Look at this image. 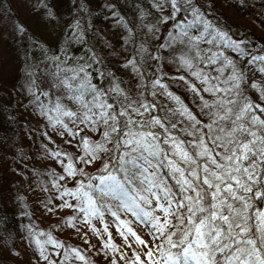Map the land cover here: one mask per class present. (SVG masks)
<instances>
[{
  "label": "trees",
  "instance_id": "1",
  "mask_svg": "<svg viewBox=\"0 0 264 264\" xmlns=\"http://www.w3.org/2000/svg\"><path fill=\"white\" fill-rule=\"evenodd\" d=\"M120 1L112 0L109 12L85 0H49L61 12L46 21L54 42L34 36L26 42L31 52L21 62H33L18 88L28 93L27 101L40 117L38 129L52 143L43 145L41 153L56 164L25 166L32 178L28 184L41 186L48 202L63 201L48 218H37L28 205L22 212H16V205L10 214L0 211V240L12 234L32 254L31 259L20 254L18 263L0 264H79L81 256L86 264H103L97 251L87 253L66 237L58 250L51 247L48 230L53 236L67 233L85 212L109 233L112 217L119 225L123 221L124 233H133L132 222L157 221L151 200L157 193L171 215V227L159 239L164 264H264L256 242V226L264 218V96L249 77L250 66H261L264 73V37L240 21L258 19L254 26L264 34L262 0H168L170 15L161 11L159 0L127 1L130 10ZM218 2L222 8H213ZM225 4L244 15L236 16L240 24L222 15ZM111 16L129 74L116 72V61L107 63L103 57L110 47L99 28ZM140 16H146L151 31L137 28ZM53 21L57 31L51 28ZM174 40L177 44L171 46ZM186 43L194 48L184 53ZM260 77L264 75L256 79ZM222 89H227L229 110L222 115L214 103L212 112L221 116L227 131L216 134L215 126L194 115L197 102L189 95L203 98ZM1 119L5 131L10 125ZM73 120L84 126L79 133L86 142L79 141ZM57 133H65L66 140L56 141ZM68 137H77V148L68 146ZM12 145L0 138L8 151ZM205 160L214 164L208 169L211 175L218 166L216 187L199 176ZM83 163L95 167L83 173ZM45 219L50 228L38 222ZM67 253H75L77 261Z\"/></svg>",
  "mask_w": 264,
  "mask_h": 264
},
{
  "label": "rangeland",
  "instance_id": "2",
  "mask_svg": "<svg viewBox=\"0 0 264 264\" xmlns=\"http://www.w3.org/2000/svg\"><path fill=\"white\" fill-rule=\"evenodd\" d=\"M39 1L43 2L44 6L40 2H36V0H0V116L3 118V122H8L10 125L7 126L4 131V125L2 123V119L0 118V138L8 139L9 142L11 141L13 144L11 151H8L4 146H0V211L8 212L12 209V206L16 205V212H22L24 207L28 205V211L33 212L37 218L38 216L48 218V216H54L51 214V211L56 209L55 207L63 200L60 198H54L48 202V195L46 191L41 188V186L37 187L28 184V181L32 180V178L25 166H55L56 164L52 158H46L41 153V147L43 145L51 147L52 143L48 141L38 129L37 124L40 122V117L37 114V111H34L28 103V93H24L23 90L18 88L19 83H21L23 71L28 66H31V63L33 62L32 60L25 63L21 62L25 54H30L31 52L30 49H26V42H30V37L34 36L41 38L47 43H53L54 38L47 25L50 24V22L46 23V21H48L50 17L52 19L54 17L59 18L58 16H61V12L58 13L49 0ZM85 1L95 9H102L105 7V9L109 8V12L112 10V0ZM127 1H129V5L131 3L130 0H121L120 2L123 6H126L124 7L126 10H130L128 9ZM159 1L161 11L170 15L171 12L166 4V2L169 1ZM198 1L201 2L202 0ZM262 4H264V0H262ZM44 7H47V11ZM212 7L215 9H218V7L222 8V4L218 2V5L212 4ZM223 7L225 8L226 13L221 11L222 15L228 18L230 17L233 22L235 21L240 24V22L236 21V16L243 17L244 15H240L237 8L232 6L225 4ZM210 10L214 11L212 8H210ZM63 12H66V10H63ZM163 13H159V15L162 16ZM230 13H234V15L231 16ZM232 17H234V19H232ZM242 20L243 19L240 20L241 25L252 29L256 36L264 37V34L260 31V29L254 26V21L257 23L258 19L254 20L253 18L251 23V20ZM57 25L56 21H53L51 28L57 31ZM137 26L138 29L145 28L146 31L152 30V26L148 25L146 16L144 18L141 16L139 17ZM8 27L10 28L9 30ZM99 33L104 35L103 38L107 46L110 47L109 53L107 55H103L104 59L107 63L111 62V64L112 60L116 61L114 67L116 72L129 74V65L126 64L123 59L125 49H122L123 47L120 45V39L118 37L116 26L112 22V16L109 17L99 28ZM176 44V40H174L171 46ZM182 47L184 53H187V50L191 51L194 48V46L188 45V43L182 45ZM171 62L173 63V60ZM245 70L246 69L243 66L240 68V71L243 74ZM249 70V77L252 78V82L256 85H260L258 87L264 96V78L260 77L259 79H256V77L264 75L262 67L250 66ZM26 72H30L28 68L26 69ZM222 72H225V70L216 69L217 74ZM135 79V77L132 78L133 83L129 81V84H133L131 90H134V86L136 85ZM240 79L241 76L238 75L237 81ZM212 92L208 94L209 96H205L203 98L199 97L197 99L196 96L189 95L197 102L195 109L196 111L198 110V113L195 111L196 114L194 115H197L199 120H204L205 125H209L211 127L215 126L216 131H214V133L218 134V131L226 133V125L222 123L221 116L216 115L213 117V115L216 111L222 115H226L228 112V99L224 98L227 94V89ZM251 92L253 93V91ZM188 94L190 93L188 92ZM208 101H211V103H208ZM214 103L218 105V107L216 111L212 112V105ZM199 107L201 109H199ZM70 125L77 133L84 130V126L81 123H75L74 120ZM82 135L84 137V134ZM53 136L56 141H58V138H61L62 140L60 143L66 140L65 133H62V135L57 133ZM83 140L86 142L87 138H83ZM67 142L69 143V147L77 148V137H68ZM83 147H86V145L83 144ZM202 156H204V154H202ZM85 163L82 164L83 173L90 171V169H94L95 164L94 166L93 163L85 166ZM198 164L199 163H196L195 166ZM212 165L214 164L205 160V162L197 170L201 171V174L199 175L201 178H206L210 183L214 182V185H218L216 181L220 178L221 174L218 172V166L216 165L214 167L215 172L211 175L208 169ZM97 166L98 165H96V167ZM66 186L74 187V185L67 182ZM161 199L162 198L159 193L152 195L151 197L154 207L157 208V221L152 217L148 218L150 220H148L146 224L142 221H134L132 222V225H134L135 228V232L133 233H124V231H122L125 229L123 221H121L119 225L116 222L118 219L115 217H112V223L110 224L111 231L113 232L109 233V230H106L104 226L101 228L99 224L100 221L97 220L96 217L92 214L82 212L76 220H73V226H68L67 230H70L69 232L66 233L62 230L61 235L56 233V235L53 236L51 230H48L47 244L58 250L59 240L66 237L71 240L74 245L81 246L87 253L93 254L94 251H97V254L100 256L99 259H103V264H108V261L110 264H164L160 258L159 239L160 234L171 227V215L168 210L164 209L166 201ZM72 203L73 199H71V204ZM57 210L58 213H61L59 208H57ZM75 211L79 213L81 209L77 208ZM262 211L264 212V208H261V212ZM8 214L10 213L8 212ZM40 221H42L41 224L44 225L45 228L51 227L50 220H38V222ZM124 222L127 223L126 221ZM104 223L105 222H103V224ZM158 228H161V231ZM256 230L257 248L259 251H264V218H260V222L257 223ZM12 238L13 235L10 234L7 238L0 240V260L18 263V259L21 257L19 256L20 254L22 257L31 259L32 254L30 253L27 244L20 238L18 240ZM13 241L15 243L11 246L10 244H12ZM101 248L103 249L101 250ZM72 251L75 252L74 250ZM74 254L75 253H67V256L71 258L72 261H77V257ZM83 258L84 256H81L79 264H86V261ZM93 260L95 261V258H93ZM260 261H262V259H260ZM242 264L249 263L242 261Z\"/></svg>",
  "mask_w": 264,
  "mask_h": 264
},
{
  "label": "water",
  "instance_id": "3",
  "mask_svg": "<svg viewBox=\"0 0 264 264\" xmlns=\"http://www.w3.org/2000/svg\"><path fill=\"white\" fill-rule=\"evenodd\" d=\"M79 139H80V141H82V139H83V135H79Z\"/></svg>",
  "mask_w": 264,
  "mask_h": 264
}]
</instances>
